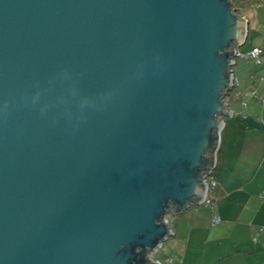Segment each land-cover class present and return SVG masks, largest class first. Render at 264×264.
<instances>
[{"label": "water", "instance_id": "95a60500", "mask_svg": "<svg viewBox=\"0 0 264 264\" xmlns=\"http://www.w3.org/2000/svg\"><path fill=\"white\" fill-rule=\"evenodd\" d=\"M246 36L232 0H0V264H160Z\"/></svg>", "mask_w": 264, "mask_h": 264}, {"label": "crops", "instance_id": "0c3cea01", "mask_svg": "<svg viewBox=\"0 0 264 264\" xmlns=\"http://www.w3.org/2000/svg\"><path fill=\"white\" fill-rule=\"evenodd\" d=\"M255 4L264 6V0L237 6L248 30L264 33V16ZM230 115L216 153L211 204L189 205L172 219L168 239L176 257L165 258L175 264H264V106L261 112Z\"/></svg>", "mask_w": 264, "mask_h": 264}, {"label": "rangeland", "instance_id": "374dc122", "mask_svg": "<svg viewBox=\"0 0 264 264\" xmlns=\"http://www.w3.org/2000/svg\"><path fill=\"white\" fill-rule=\"evenodd\" d=\"M254 10H257L258 14L263 17L264 16V6L254 5ZM249 32V33H248ZM247 38L245 42L238 47L240 52L247 51L253 45H263L264 44V33L258 30L253 29L251 26L248 30L247 28ZM232 70L234 72V76L238 79L239 83L236 84L235 88L239 89L243 92L242 99L234 96V91H229V94L225 96V101L228 102L229 107L235 112H261L264 104H262L259 99L254 97L252 94V90L256 88L257 92L262 95L264 98V82H260L259 79L256 83L253 82L251 75L254 77H258L260 75H264V65H257L252 60H247L244 57L238 56L236 57V63L232 66ZM245 102V105H243ZM248 105V107H247ZM251 105V107H250ZM222 119L224 124H229L232 119V115H223ZM223 124V126H224ZM221 142V132L219 139V146ZM192 206H201L198 204H191ZM189 208V207H188ZM187 208V209H188ZM186 210V209H185ZM184 210V211H185ZM176 214L167 213L165 217L167 218V222L169 227H171L172 219ZM171 229V228H170ZM172 230V229H171ZM171 236H168L165 240L162 241L161 245L157 247L156 250L149 252V257L155 260H164L165 257L170 255V257H176L175 252L172 250L173 248L170 246Z\"/></svg>", "mask_w": 264, "mask_h": 264}, {"label": "built area", "instance_id": "2783aa9c", "mask_svg": "<svg viewBox=\"0 0 264 264\" xmlns=\"http://www.w3.org/2000/svg\"><path fill=\"white\" fill-rule=\"evenodd\" d=\"M241 56L244 57L247 60H252L255 64L257 65H264V44L263 45H255L252 46L250 49H248L247 51L244 52H240L238 50V47L235 48L234 54L231 56V61H232V65H231V69L232 66L236 63V57ZM252 79L258 78L259 81L264 80V75H260L258 77H253L251 75ZM239 81L238 79L234 76V72L232 70V81H231V91H234V95L242 98L243 96V92L239 89H236L235 86L236 84H238ZM252 94L254 95V97H256L257 99H259L260 101H263V97L262 95H260L256 88H254L252 90ZM243 105H245V102H243ZM230 108V107H229ZM232 112H234L231 108H230V114H232ZM216 165V156H215V162L214 165L208 170V172H206V174L204 175V184L206 186V191L204 193V195L202 196V198L195 204H211V197L209 195V192L212 190V188L215 187L216 185V181L213 177V171ZM213 222H218L219 221V216L217 215H213L212 218ZM155 260V259H153ZM159 261L160 264H175L174 260L171 258H165L164 260H157Z\"/></svg>", "mask_w": 264, "mask_h": 264}, {"label": "trees", "instance_id": "16d2710c", "mask_svg": "<svg viewBox=\"0 0 264 264\" xmlns=\"http://www.w3.org/2000/svg\"><path fill=\"white\" fill-rule=\"evenodd\" d=\"M243 2L244 0H232V2H233V5L235 6V8H236V11H237V13H239V8H238V2L240 3V2ZM240 14V13H239ZM213 189V188H212ZM211 192V191H210ZM210 192H209V195H210ZM210 197H211V195H210Z\"/></svg>", "mask_w": 264, "mask_h": 264}]
</instances>
